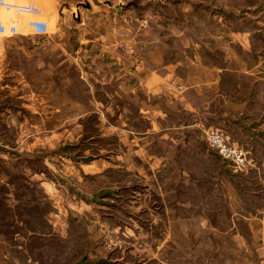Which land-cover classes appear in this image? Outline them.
Listing matches in <instances>:
<instances>
[{"label":"rangeland","instance_id":"rangeland-1","mask_svg":"<svg viewBox=\"0 0 264 264\" xmlns=\"http://www.w3.org/2000/svg\"><path fill=\"white\" fill-rule=\"evenodd\" d=\"M67 2L73 11L56 18L37 4L55 42L0 36V264H264L263 99L250 113L255 130L225 126L249 160L236 172L205 128L181 125L197 117L143 82L161 52L174 58L181 33L210 60L230 45L233 68L264 72V0ZM116 5L135 42L121 32L111 56L83 37L108 31ZM21 12L0 19L30 33ZM58 44L65 56L52 55ZM118 55L134 60L142 85L128 87Z\"/></svg>","mask_w":264,"mask_h":264},{"label":"crops","instance_id":"crops-1","mask_svg":"<svg viewBox=\"0 0 264 264\" xmlns=\"http://www.w3.org/2000/svg\"><path fill=\"white\" fill-rule=\"evenodd\" d=\"M5 1L8 2L12 8L31 7V11L22 10L19 14L28 17L27 23L34 20L44 21L43 19H39L42 16V11L38 5H47L53 10L55 18L56 16H61L66 11L71 13L74 9V6L67 2L68 0H27L28 3L24 5L17 4L13 2V0ZM119 6L120 5H116L114 9L109 11L106 15L110 18V29L106 32H98L100 35L99 37H83V42L85 44L101 41V43H104V48H101V52L103 54L109 53L113 56L115 53L113 47L117 46V41L121 32L124 36H127V43H130V41L135 42V28L132 26L130 29L129 15L125 16L122 14L121 10H119ZM52 18L53 16L51 15L50 19L52 20ZM121 19L127 22L126 27L122 24L124 31L118 27L120 22H122L120 21ZM175 36L177 38L176 43L179 42L180 44L175 49L174 58L171 57V51H167V53H169L167 58H165L164 53L161 52L159 68L151 71V73H149L150 67L149 62H147V67H149L147 71L149 74L147 75L146 73L143 81L145 90L149 94L153 93L155 95L157 92L155 86L159 83L161 90L160 94L166 99L175 101L177 112L185 114L191 113L194 118H198V120L193 121L192 124L182 122V126L186 124L187 127L219 129L229 142L231 140L230 135H227L225 132V126L227 124L231 125V128L236 130H244L246 126L243 124H246L247 121H251V126H254L253 130H255L260 120L256 121L252 119L250 113L255 114L257 110L255 104L256 98H262L264 101V93L261 96V86H264V72L257 71V67H259L260 64L256 63L255 66L250 69L246 67L244 69H235L231 66L233 58L231 56L232 50L230 45L226 47V45L223 44L220 47V52H222L221 55L223 56H212L210 60L205 54L200 52L201 45L193 39V36L184 35L183 33ZM59 37L60 35L56 32L48 34L20 32L16 36L5 37V39L12 42L29 40L34 42L37 41L38 43H51L55 42ZM190 38L194 40L195 43L192 42ZM60 40H62V38H60ZM222 41L225 42L223 38ZM105 45H108V47ZM240 45L242 46L241 43ZM47 47H49V45ZM244 49H247L245 45ZM60 52L65 56L64 48L60 47L59 44L57 46L53 45L51 50L52 55L55 56L56 53L60 55ZM114 64L119 66V70L122 74L127 75L128 81H130V78L133 79V82H130L131 86L129 84L128 87L133 86L135 88L136 85L139 86L143 84V82L139 84H135L134 82L137 70L134 60H130L129 58L126 59L118 55L117 61ZM52 66V63L48 64V67L51 68L48 72L56 74L59 67L55 66L52 68ZM233 77L234 79L232 82L231 79ZM251 90L254 91L255 97V99L253 97L254 105L252 106H250L249 98L247 97V92ZM152 98V96H148V101H152ZM262 113H264V110ZM213 124L221 128L214 127ZM248 125L247 123V126ZM263 126L264 120L260 127V129L264 131V129H262Z\"/></svg>","mask_w":264,"mask_h":264},{"label":"built area","instance_id":"built-area-1","mask_svg":"<svg viewBox=\"0 0 264 264\" xmlns=\"http://www.w3.org/2000/svg\"><path fill=\"white\" fill-rule=\"evenodd\" d=\"M11 5L5 0H0V11L2 9H11ZM13 9V8H12ZM19 11H31L28 8H16ZM27 28L30 29V34H48L49 25L46 21L34 20L27 23ZM20 33L16 25H7L0 19V36L2 38L16 36ZM129 51V49H127ZM132 51V50H131ZM205 140L208 147L216 152L220 159L231 166L236 172L244 171L249 165L247 153L239 146L230 143L224 134L215 128L204 130Z\"/></svg>","mask_w":264,"mask_h":264}]
</instances>
